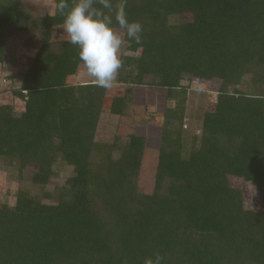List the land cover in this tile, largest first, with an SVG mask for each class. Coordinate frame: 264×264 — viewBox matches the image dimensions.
Masks as SVG:
<instances>
[{
  "label": "trees",
  "instance_id": "obj_1",
  "mask_svg": "<svg viewBox=\"0 0 264 264\" xmlns=\"http://www.w3.org/2000/svg\"><path fill=\"white\" fill-rule=\"evenodd\" d=\"M55 3L30 27L0 0V65L8 29L38 38L12 93L20 112L2 103L0 82V166L20 181L35 167L40 187L73 168L53 192L22 188L13 205L0 203V264H145L157 252L162 264H264V0H127L142 43L121 31L116 84L163 88L177 103L163 114L151 194L140 190L146 138L128 123L126 98L105 110L108 90L70 82L85 68L78 47L56 37L64 17ZM185 76L217 94L196 133L184 128ZM105 114L119 118L113 133ZM232 179L256 187L259 210L246 209Z\"/></svg>",
  "mask_w": 264,
  "mask_h": 264
},
{
  "label": "rangeland",
  "instance_id": "obj_2",
  "mask_svg": "<svg viewBox=\"0 0 264 264\" xmlns=\"http://www.w3.org/2000/svg\"><path fill=\"white\" fill-rule=\"evenodd\" d=\"M6 6H13L16 10L23 11L22 22L30 27H38L39 19L45 15H52L55 11V0H1ZM21 3L20 5H17ZM185 22H191L192 16L185 15ZM34 36V35H33ZM59 39L66 37L56 36ZM8 55L3 65H0V82L4 90L1 97L2 103L14 105L17 112L23 109V103L13 96V92L20 88L22 74L26 69L28 61L32 59L37 50L38 38L32 37L30 32H22L8 29ZM124 53V47L121 55ZM80 79L72 82H85V70ZM85 77V78H84ZM189 76H185L183 85L188 88V102L186 103L184 128L197 132L200 128L203 111L217 100V94L208 92L209 85L203 82H190ZM116 84V83H115ZM113 96H124L127 100L125 115L129 124L136 125L135 131L138 135L146 138V152L144 155L142 172L139 186L144 193L151 194L154 190L157 151L161 146L162 123L164 112L168 108H175L177 103L167 101V90L151 87H126L117 85L109 91L108 98ZM107 116V117H106ZM103 121L108 133H113L119 118L105 114ZM35 167H30L19 180V174L14 169H7L0 166V203L13 205L15 195L19 189H27L32 194L41 196L44 192H53L63 186L68 177L73 173L72 167H60L47 187L35 186L32 184V172ZM232 185L242 189L245 198V207L250 210H259L260 202L256 187L241 180L232 179Z\"/></svg>",
  "mask_w": 264,
  "mask_h": 264
},
{
  "label": "clouds",
  "instance_id": "obj_3",
  "mask_svg": "<svg viewBox=\"0 0 264 264\" xmlns=\"http://www.w3.org/2000/svg\"><path fill=\"white\" fill-rule=\"evenodd\" d=\"M126 7L127 0H116L115 4L113 0H73L71 5L69 0H59L58 10L64 17L63 36L78 47L87 77L105 90L114 87L124 68L121 53L125 35L127 40L142 43L143 26L129 21ZM113 15L118 28L113 26ZM164 259L157 252L154 258H146L145 264H162Z\"/></svg>",
  "mask_w": 264,
  "mask_h": 264
},
{
  "label": "crops",
  "instance_id": "obj_4",
  "mask_svg": "<svg viewBox=\"0 0 264 264\" xmlns=\"http://www.w3.org/2000/svg\"><path fill=\"white\" fill-rule=\"evenodd\" d=\"M83 71L81 70L80 72H79V74H78V76H76V77H73L72 79H70V82L72 83V84H81V83H89V82H93L94 83V81L91 79V78H88L87 79V75H86V72H85V77H86V81L85 82H78V83H74V82H72L74 79H80V77L82 76V73ZM84 77V78H85ZM118 84H115L114 85V87L116 88V86H117ZM109 91L110 90H108V92H107V95H106V98H105V102H104V109L105 110H108L109 108H110V106H111V104H112V100H113V98L114 97H116V96H113V97H111V99H109L108 98V95H109ZM107 117V116H106ZM105 116L103 117V118H106ZM112 117H117V116H112ZM118 118V117H117ZM131 125H133V124H131ZM135 128L137 127L136 125H133Z\"/></svg>",
  "mask_w": 264,
  "mask_h": 264
}]
</instances>
